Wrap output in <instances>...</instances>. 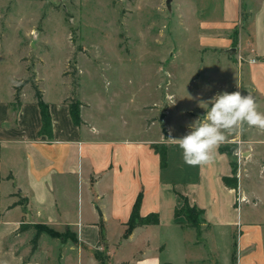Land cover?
<instances>
[{
  "label": "crops",
  "instance_id": "crops-1",
  "mask_svg": "<svg viewBox=\"0 0 264 264\" xmlns=\"http://www.w3.org/2000/svg\"><path fill=\"white\" fill-rule=\"evenodd\" d=\"M178 4L187 25L196 29L200 48L210 49L205 58L222 66L226 79L234 76L223 92L233 88L250 92L258 110L264 111V0H180ZM234 47L256 61H229L228 51ZM14 85L7 97L0 95V264H100L96 251H106L104 264H177V257L182 264H264L263 246L257 242L262 227L245 221L243 214L226 216V209H237V190L225 182L233 171L222 145L211 164L196 167L197 175L205 178L209 198L205 202L163 178L164 167L154 146L161 138L146 146L145 139L113 134L84 116L82 108L83 121L77 124L66 92L50 99L41 86L52 123L44 132L33 90L23 87L21 103L15 106ZM246 132L260 154L262 142ZM167 142L169 159L179 146ZM166 190L170 197H164ZM141 192L140 215L157 214L158 222L137 226L125 238ZM246 192L259 199L252 190ZM222 194L229 195L227 208ZM20 198L22 203L13 205ZM185 199L203 210L200 235L176 214ZM214 205L220 212L218 222ZM22 224L30 227L20 232ZM35 224L70 232L76 240L42 233L32 252ZM235 224L242 226L243 235L230 246L227 240L223 244L221 236L232 233Z\"/></svg>",
  "mask_w": 264,
  "mask_h": 264
},
{
  "label": "rangeland",
  "instance_id": "rangeland-1",
  "mask_svg": "<svg viewBox=\"0 0 264 264\" xmlns=\"http://www.w3.org/2000/svg\"><path fill=\"white\" fill-rule=\"evenodd\" d=\"M179 2L0 0V95L7 97L12 84L32 89L35 83L50 99L64 91L70 104L81 102L80 115L82 108L84 116L111 133L145 139L146 146L161 138L154 146L168 147L169 128L174 138H180L188 132L190 120L202 121L208 110V105L199 107L191 97L207 101L234 78L226 79L223 67L205 58L210 49L200 48L196 29L187 25ZM228 53L229 61L253 62L235 47ZM234 91L238 88L227 92ZM246 130L262 142L258 146L261 155ZM221 145L233 149L227 153L232 171L236 169L230 183H237L238 211L227 210L229 195H220L226 216L243 214L245 221L262 227L256 237L264 259V131L244 125L242 131L227 134ZM177 148L164 167L163 178L175 182L177 190H187L208 202L205 178L197 175L196 167L201 166L186 164ZM170 196V191H164V197ZM211 209L217 221L220 212L215 205ZM179 217L190 224L185 214ZM198 217L200 235L204 218ZM236 225L232 233L221 236L223 244L240 240L243 228ZM64 234L62 241L74 240L70 232ZM101 252L106 258V251ZM176 261L182 264L179 257Z\"/></svg>",
  "mask_w": 264,
  "mask_h": 264
},
{
  "label": "clouds",
  "instance_id": "clouds-1",
  "mask_svg": "<svg viewBox=\"0 0 264 264\" xmlns=\"http://www.w3.org/2000/svg\"><path fill=\"white\" fill-rule=\"evenodd\" d=\"M191 99L197 100L199 107L209 106L203 120L199 118L191 122L188 132L180 138H173L170 129L168 138L182 150L183 161L188 165L211 164L227 134L242 131L244 125L264 131V112L258 110L259 105L250 93L242 95L240 91H224L207 101L199 96Z\"/></svg>",
  "mask_w": 264,
  "mask_h": 264
},
{
  "label": "trees",
  "instance_id": "trees-1",
  "mask_svg": "<svg viewBox=\"0 0 264 264\" xmlns=\"http://www.w3.org/2000/svg\"><path fill=\"white\" fill-rule=\"evenodd\" d=\"M23 87H24V84H15L14 85V89H15L14 103H15V106H18L21 103V100H22L21 94H22ZM31 87H32V90L34 92V97L36 98V100L40 106V109H41L42 120H43L42 130L44 132H49L51 129V124H52L49 105L44 99L43 91L41 90V88L39 86H37L35 83L31 84ZM80 105H81V102H79V101H74V102H72V104H70L72 117L77 124H81L83 121L81 118V115H80ZM162 132L164 134H166L165 129H162ZM155 149H156V152L159 153V155H160L161 166L166 167L168 164V162H167L168 161V159H167V146L162 144L159 147V145H157L155 147ZM220 150L222 152H226L229 154H231L233 151V149H230V148H227L224 146H221ZM233 173H236L235 166L233 168ZM225 182L234 188L237 187V183L236 182L230 183V180L228 177L225 178ZM142 199H143V194L141 192L138 195L136 202L134 204V207H133V210H132L129 222H128V228L126 229V232L124 234L125 238L129 237L130 234L133 232V230L137 226H140L143 224H150V223L158 222L157 214H150V215L145 216V217L140 215V207L142 204ZM20 203H22L21 200H18L13 205L20 204ZM176 214H177V216L185 214L188 221L190 222L189 225L192 227H195L198 232L200 231V229H199L200 220H199L198 216L203 214L202 209H198L196 206H191L188 203L187 199H185L184 204L177 210ZM29 227H30V225L22 224L19 231L20 232L25 231ZM34 227L36 229V232L30 241L31 245H32V252H34L37 249L38 241H39V238H40L42 233H47L48 235H50L52 237H58V238H62V239L66 238V235L64 233L57 232L54 229H52V228H50L44 224H35ZM74 240H76V238H74ZM96 256L100 260V264L105 263V257L101 251H96ZM164 264H169V263H164Z\"/></svg>",
  "mask_w": 264,
  "mask_h": 264
},
{
  "label": "built area",
  "instance_id": "built-area-1",
  "mask_svg": "<svg viewBox=\"0 0 264 264\" xmlns=\"http://www.w3.org/2000/svg\"><path fill=\"white\" fill-rule=\"evenodd\" d=\"M240 56H241V55H240ZM241 57H242V56H241ZM252 61H253V62H255V61H256V59H252Z\"/></svg>",
  "mask_w": 264,
  "mask_h": 264
}]
</instances>
